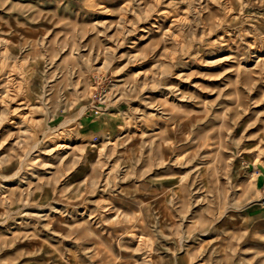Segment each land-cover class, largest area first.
Listing matches in <instances>:
<instances>
[{"label": "rangeland", "instance_id": "obj_1", "mask_svg": "<svg viewBox=\"0 0 264 264\" xmlns=\"http://www.w3.org/2000/svg\"><path fill=\"white\" fill-rule=\"evenodd\" d=\"M0 264H264V0H0Z\"/></svg>", "mask_w": 264, "mask_h": 264}]
</instances>
